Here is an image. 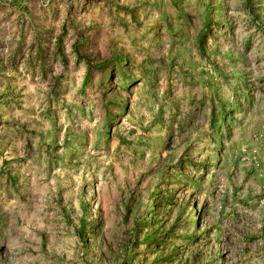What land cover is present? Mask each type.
Masks as SVG:
<instances>
[{"label": "rangeland", "instance_id": "1", "mask_svg": "<svg viewBox=\"0 0 264 264\" xmlns=\"http://www.w3.org/2000/svg\"><path fill=\"white\" fill-rule=\"evenodd\" d=\"M0 264H264V0H0Z\"/></svg>", "mask_w": 264, "mask_h": 264}, {"label": "trees", "instance_id": "2", "mask_svg": "<svg viewBox=\"0 0 264 264\" xmlns=\"http://www.w3.org/2000/svg\"><path fill=\"white\" fill-rule=\"evenodd\" d=\"M165 182L167 183L166 180H165ZM157 185H158V183H157ZM172 195H171V198H165V195L163 194V190H161L157 186L153 190V192L150 196L149 206L147 208V212L152 216L150 223L155 225L152 229H150V232H149V233H151L150 236L153 240L158 238V234L156 233V231L158 230V228L160 231V227H162L163 222H162V220L160 222L161 217H159L160 216L159 213L164 211L163 209H164L165 205H167L168 208L165 210L166 212L164 213V215H165L164 220L171 218L170 214L174 212V209H173L174 206L176 207V205H178L179 208L181 207L180 211L176 214L174 221L169 224V226L167 228L168 232L172 233L174 231L173 227L174 226L176 227L178 225L180 218L183 217L182 215L185 212L189 215L188 219L186 220V223H184V224H186L187 228H191V227L199 228L201 225L198 217L195 216V218H194V217H191V215L189 214L188 209L190 206V201L186 200V202H184V205L183 204H176L174 198H172ZM127 210H129V209H127ZM196 237L197 236H192L191 239L195 240Z\"/></svg>", "mask_w": 264, "mask_h": 264}]
</instances>
